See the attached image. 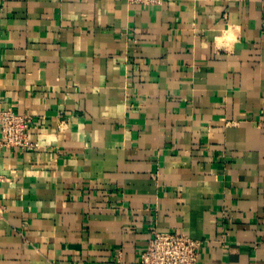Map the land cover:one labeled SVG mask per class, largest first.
<instances>
[{"label":"crops","instance_id":"crops-1","mask_svg":"<svg viewBox=\"0 0 264 264\" xmlns=\"http://www.w3.org/2000/svg\"><path fill=\"white\" fill-rule=\"evenodd\" d=\"M0 107V264H264V0H0Z\"/></svg>","mask_w":264,"mask_h":264},{"label":"built area","instance_id":"built-area-1","mask_svg":"<svg viewBox=\"0 0 264 264\" xmlns=\"http://www.w3.org/2000/svg\"><path fill=\"white\" fill-rule=\"evenodd\" d=\"M134 4L159 5L165 0H128ZM62 120L55 127L62 131ZM67 125V124H66ZM31 121L28 115L12 107H0V152L12 148L33 151L39 142L31 138ZM5 177L0 173V182ZM201 240L188 234L154 229L141 255L140 264H198Z\"/></svg>","mask_w":264,"mask_h":264}]
</instances>
